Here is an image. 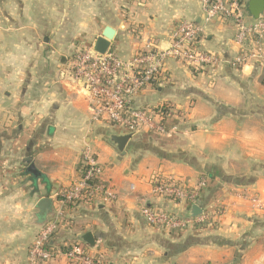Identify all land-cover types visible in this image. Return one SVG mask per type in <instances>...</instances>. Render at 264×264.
<instances>
[{
  "label": "crops",
  "instance_id": "crops-1",
  "mask_svg": "<svg viewBox=\"0 0 264 264\" xmlns=\"http://www.w3.org/2000/svg\"><path fill=\"white\" fill-rule=\"evenodd\" d=\"M183 21L203 26L202 48L223 63L193 71L170 60L172 83L134 100L138 108L173 109L167 124L175 129L159 136L94 121L88 92L65 75L73 56L107 27L116 33L110 51L123 59L147 39L165 50ZM235 35L231 23L206 24L200 0H0V264H28L40 231L32 226L35 208L49 197L57 213V195L81 178L87 147L118 199L66 209L51 242L56 258L47 264H71L64 247L87 245L88 233L100 242L94 252L111 264H264V211L235 196L247 189L264 202V60L235 68ZM129 134L120 159L111 137ZM154 174L190 187L206 175L196 205L222 207L219 228L149 226L142 207L186 217L194 206L154 196Z\"/></svg>",
  "mask_w": 264,
  "mask_h": 264
},
{
  "label": "built area",
  "instance_id": "built-area-1",
  "mask_svg": "<svg viewBox=\"0 0 264 264\" xmlns=\"http://www.w3.org/2000/svg\"><path fill=\"white\" fill-rule=\"evenodd\" d=\"M248 0H200L201 11L206 24L212 22L231 23L236 30L234 42L240 49L232 65L244 67L248 63L264 60V16L246 22ZM203 26L192 21H183L171 36L170 46L160 49L153 40L147 39L142 48L131 59H123L108 51L105 55L96 53L91 47L79 50L71 59L65 75L80 84L88 92L94 121H101L126 129L130 133L146 130L152 134L166 136L175 127L167 124L175 116L173 109L162 105L156 109L138 108L134 100L147 88L172 83L167 65L170 60L182 63L193 71H207L218 68L223 62L215 53L202 48ZM82 175L71 187L58 195L60 208L55 218L38 232L28 254V264H47L56 258L51 242L63 227L66 209L88 205L96 201L112 202L118 199L114 187L103 180L104 168L90 148L82 153ZM208 178L201 175L193 187L175 176L154 174L151 177L152 194L156 197L196 205ZM238 199L251 204L253 211H264V202L247 189L235 193ZM224 210L202 212L198 217H178L169 213L157 214L142 207L141 214L147 224L170 233L185 230L205 231L219 228ZM81 241L66 245L64 255L71 264H111L102 255L94 252ZM92 249V250H91Z\"/></svg>",
  "mask_w": 264,
  "mask_h": 264
},
{
  "label": "water",
  "instance_id": "water-1",
  "mask_svg": "<svg viewBox=\"0 0 264 264\" xmlns=\"http://www.w3.org/2000/svg\"><path fill=\"white\" fill-rule=\"evenodd\" d=\"M248 4L251 15L255 20H257L264 13V0H250ZM115 34L116 33L114 29L107 27L103 34L96 39L93 45L94 51L100 55H105L108 51H110L111 42L113 41ZM131 137V134L125 136L113 135L111 137L112 143L116 145L120 153V159L126 155L125 148ZM29 170L35 174L34 166H31ZM54 202L55 200L49 197L43 198L39 201L33 214L35 219L32 223V226L38 230H42L51 219L55 218L56 213L54 209ZM202 212L203 211L199 206L194 205L191 208L189 217H198L202 214ZM83 241L90 248H94L95 238L91 233L84 235Z\"/></svg>",
  "mask_w": 264,
  "mask_h": 264
},
{
  "label": "rangeland",
  "instance_id": "rangeland-1",
  "mask_svg": "<svg viewBox=\"0 0 264 264\" xmlns=\"http://www.w3.org/2000/svg\"><path fill=\"white\" fill-rule=\"evenodd\" d=\"M247 15V14H246ZM246 22H248L249 23V17H248V15H247V18H246ZM180 65H182V63H179Z\"/></svg>",
  "mask_w": 264,
  "mask_h": 264
}]
</instances>
